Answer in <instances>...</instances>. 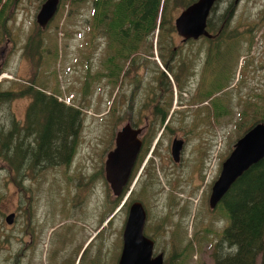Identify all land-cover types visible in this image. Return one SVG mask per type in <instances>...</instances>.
I'll return each mask as SVG.
<instances>
[{"label":"rangeland","instance_id":"obj_1","mask_svg":"<svg viewBox=\"0 0 264 264\" xmlns=\"http://www.w3.org/2000/svg\"><path fill=\"white\" fill-rule=\"evenodd\" d=\"M42 2L43 0H16L8 10L10 14L5 21L7 24L5 33H0L2 36L0 87L6 89L10 86V81L25 83L33 77L34 83L45 84H38L45 92L55 93L58 96L57 100L65 105L81 107L82 121L77 135L78 144L68 167L56 166L42 172V176L40 175L37 181L26 184L33 196L28 201L7 179L0 163V238L13 233L21 234L22 225L27 222L24 219L26 218L24 209L28 208L26 205L29 203L28 213L29 218L33 219V224L41 227V223L47 225L54 222L53 227L58 234L64 231L63 228L72 230L75 234V242L69 246L71 250L75 248V253L78 249L77 245L83 242L86 236L95 234L93 230L100 222L99 219L107 217L105 212L110 206L107 201L117 198L111 194L103 179L102 167L106 151L113 148V136L122 124L132 118L136 119L135 110L138 107L141 109L140 117L144 114L148 115L140 105L149 95L151 96L150 90L156 86V76L159 75L157 67L162 70L163 66L160 65L155 50L152 49L153 56L145 58L147 61L144 64H139L133 72H130L133 76L130 83L127 78L120 89L118 87L111 89L104 78L99 77V80H91L88 93H85L82 87L86 73V57L89 58L87 69L92 75L102 71L100 61L104 57V41L101 37L92 38L91 48L85 47L89 37L88 3L80 4L79 9L73 14L67 13L66 5L60 7L59 4L57 12L48 20V24L41 28L34 17ZM263 8L264 0L237 1L228 26L230 30L237 28L238 31L252 27L253 31L246 34V36L253 34L252 45L248 51L245 50V41L242 39L241 50L239 43L235 42L228 48L220 50V56L217 58L214 88L218 89L219 85H223L224 89L217 92L215 100L223 98V104L228 106L230 113L224 117H215L217 123L214 126L212 122H207V117L210 116L209 105L202 106L205 116L204 132L187 134V143L178 162L179 165L172 162L168 152L170 132L165 131L156 139L157 141L154 140L157 134H154L140 163L137 165L138 161L135 162L126 194L123 193L119 200V203H124L128 189L132 188V196L145 208L143 234L152 239L153 254L160 252L164 262L178 264V258L183 253L181 249L186 248L183 264H213L212 245L217 241L225 220L219 211L212 212L208 208L206 184L216 178L220 161L227 156L232 143L239 138L240 131L247 126L249 118L239 121V111L246 108V103L255 102L262 106L260 111L264 115ZM30 36L35 40L41 39L39 45L42 46L43 53L39 62L36 55L29 59L26 56L27 52L26 55L22 54L23 45ZM178 39L174 31L171 46L175 48V52L204 51L207 44L200 39L194 43L181 45ZM177 48L182 49L180 51ZM168 76L166 78L169 80ZM133 88L136 93L131 97L129 94ZM170 88L172 104L168 112L173 110L176 114L172 119L176 123L178 119L183 118V114L178 117L177 110H187L188 112L184 114L189 117L190 111L194 108L182 109L177 107L178 102L173 107V100L178 91L171 83ZM251 94H259L260 98L250 97ZM28 101L29 98H17L9 103L5 112H12L14 118L22 122ZM110 102L115 108L113 115L105 113ZM246 111L249 113L248 110ZM148 119H151V115H148ZM242 124L244 126L240 130ZM203 146L206 148L205 152L202 150ZM146 159L151 162L148 171L152 167L155 176V192L152 194L139 190L140 184L135 182L139 181L137 176ZM16 210L19 214L18 221L16 223L13 221L10 225L6 224L3 220L4 216ZM112 215L107 224L101 223L102 229L97 231L94 243L91 242L92 237L86 239V253L91 247L92 252L98 249L99 261H104L101 264H113L121 246L120 236L126 216L125 209L122 207L119 210L116 207ZM50 229L44 228L42 233L39 231L35 252H29L30 247L25 252L30 261L37 263L35 261L37 255L38 261L48 264V253L55 245L51 241L56 239V234H53L49 240ZM23 239L27 241L26 236ZM12 242L3 243L6 245V251L0 249V261L7 257L8 252L11 256L14 247L18 249L21 247L19 242L14 241L16 244ZM79 264H84L83 259Z\"/></svg>","mask_w":264,"mask_h":264},{"label":"trees","instance_id":"obj_2","mask_svg":"<svg viewBox=\"0 0 264 264\" xmlns=\"http://www.w3.org/2000/svg\"><path fill=\"white\" fill-rule=\"evenodd\" d=\"M15 1L0 0L1 34L5 33L7 26L5 21L10 14L8 10L14 5ZM192 1L59 0L60 7L66 5L67 13L69 14L76 12L80 4L88 3L90 11L87 18V29L89 32L88 42L86 43L88 46L85 45L87 49L93 46L92 40L95 37H101L104 41V57L100 61V68H102L100 73L89 74L87 69L89 58L85 56L86 73L84 74V85L82 87L85 93L91 80H99V77L100 79L104 78L111 89L114 87L120 89L127 78L130 83L133 79L130 72H133V69L137 68L139 64H144L147 61L145 58L153 56L152 49L155 50V56L160 61V65L163 66L162 70L157 67L159 75L156 78L158 79L159 76L165 78L166 85L164 84L163 86L161 82H158L151 89V93L155 96V106L150 112V115H152L151 120L154 119V122L150 127L149 134L142 137V154L138 157V162L136 161L137 165L142 160L144 152L148 149L154 133L161 128V124L168 116L172 91L170 90V82L166 78V74H171L173 78H176L179 66H164L163 64L169 61L163 56L174 54L175 49L171 46V39L174 36L173 19L179 10L185 8ZM223 2L227 6L223 10H219ZM233 6V0H215L208 14L206 27L209 33L212 32L213 37L210 40L202 39L207 43L205 50L214 53L216 65L220 50L228 48L235 42L239 43L241 50L243 46L241 44L242 39L245 41V50L248 51L252 45L253 34L246 36L247 33L253 31L252 27L244 31H238L237 28L230 30L228 26L230 25V11ZM173 10L175 11L173 12ZM220 12L222 14H219ZM1 34L0 39L2 37ZM33 38L32 36L28 37L23 45L22 54L26 55L25 52H27L26 56L29 59L34 58V55H36V59L39 62L43 53L41 50L43 48L39 45L41 39L35 40ZM33 80L34 78L32 77L25 83L10 81L8 88L2 89L0 87L1 169L6 172L5 176L7 179L14 184V187L18 189L19 193L27 201L33 197L30 194L29 187L26 186L28 182L37 181L42 172L56 168V166L65 168L69 166L75 147L78 144L77 135L80 132V123L82 121L81 107L65 105L62 101L57 100L58 96L55 93H47L38 86V84L45 85L43 82L34 83ZM223 89L224 86L219 85L216 91ZM135 93L133 88L130 90L129 96L133 97ZM22 97L29 98V101L26 105L22 122H20L14 118L12 112H5V108L11 101ZM250 97L259 99L260 95L251 94ZM161 102L166 105L163 107ZM223 102V98H219L214 99L210 103L209 113L211 117H224L230 113L228 106L223 104ZM261 107L255 102H250L246 103V108L239 111V121H243L246 117L249 118L247 126L242 130L241 128L244 124L240 127V133H243L256 122H264V115L260 111ZM114 111V105H111L110 102L105 113L113 115ZM169 119L172 120V116L167 118V120ZM236 126L239 128L238 124ZM150 163L148 159L145 160L141 169L142 174L140 175V171L137 176L139 181H135L140 184L139 190L148 194L155 192V176L152 167L148 171ZM132 175L133 171L130 175V180ZM127 187L128 184L122 189L123 191L119 197L107 201V203H110L109 208L105 212L107 217L102 220L101 218L99 219L100 222L96 226L99 230L96 227L94 228L95 234L92 236L91 242L93 241L94 243L97 238V231L102 229L101 223L108 218L105 221V224H107L112 218V212L119 206V200L126 194ZM130 193L132 192L130 191ZM28 196L30 197L28 198ZM124 200V203L121 202L119 210L122 207L125 209L127 206V195ZM26 207H30L29 203H27ZM211 211H219L221 217L225 220V225L221 228L217 241L212 245L211 259L213 264H264V157L243 171L241 176L230 184L229 189L222 195ZM53 223L43 227L50 229ZM44 228L41 227L39 231L42 233ZM32 230L34 231L33 227ZM63 230L65 232V230L71 229L63 228ZM50 237L51 234H49ZM87 238L88 236L84 238L82 243ZM12 239V234L10 236H2L0 238V249L5 250L6 245H3V243L11 244ZM86 247L82 250L80 257H78L77 264H79L81 259L85 261L90 254L92 255L90 258L92 264H99L100 254L98 249L92 252L91 247L88 251V253L90 251L91 253L88 254L86 253ZM185 250L186 248L181 249L183 253L178 258V264L184 263ZM6 254L7 257L1 259L0 264H11L9 252ZM78 254L77 251L74 253L73 262Z\"/></svg>","mask_w":264,"mask_h":264},{"label":"water","instance_id":"obj_3","mask_svg":"<svg viewBox=\"0 0 264 264\" xmlns=\"http://www.w3.org/2000/svg\"><path fill=\"white\" fill-rule=\"evenodd\" d=\"M214 3L215 0H194L186 5L173 19L175 34L182 41L196 39L198 36L209 38L210 34L205 25L209 10ZM58 5L59 0H43L34 17L38 26L43 28L48 24V20L57 12ZM141 129L125 122L117 128L113 136V148L105 153L102 165L103 179L114 197H119L123 191L122 188L126 185L138 157L142 144L139 138ZM181 145V139L171 141L169 151L173 163L179 159ZM262 157H264V122H256L239 135V138L232 143L227 156L220 161L216 178L209 186L206 198L208 208L213 209L229 189L230 184ZM125 215L119 255L114 264H169L163 261L160 252L153 254V241L143 234L146 214L141 202L131 201ZM3 220L10 225L13 222V213L6 214Z\"/></svg>","mask_w":264,"mask_h":264},{"label":"flooded vegetation","instance_id":"obj_4","mask_svg":"<svg viewBox=\"0 0 264 264\" xmlns=\"http://www.w3.org/2000/svg\"><path fill=\"white\" fill-rule=\"evenodd\" d=\"M236 3L237 2H233L234 6L230 11L231 17H232V12L234 10ZM220 6H221V8L220 9L218 8V9L223 10L227 6V4L224 3L223 5L221 4ZM209 12H210V10H209ZM221 12L219 14H222ZM216 13H217V11H216ZM231 17H230V19H231ZM207 19H208V17H207ZM205 27H206V25H205ZM206 29H207V27H206ZM209 34H210L209 38H206L203 36H198V38H196V39H186V41H182L181 38L178 36L179 37L178 41L180 42L181 45L182 44L185 45L187 43H194V42H196L202 38H206V39L210 40V38L213 37V34H212V32ZM206 46H207V44H206ZM181 49L182 48H177V50H180V51H181ZM163 58L168 59V61H169V62H166L165 64H163L164 66H167V67H172L175 65L179 66L178 75L176 77L177 80H176V78H173V76L171 74H166V77H167V75H169L168 76L170 78L169 82L171 83L173 88L174 87L177 88V91H178V94L176 93L177 97L175 96V98L173 100V102H174L173 107H175L176 103L178 102L179 105H177V107H180L182 109H187L189 107L194 108L193 110L190 111L191 115H189V117L185 116V114H184V112L185 113L188 112L187 110L186 111L185 110H177L176 112L179 114L178 117L180 116V114H183V118L178 119L176 121V123H174V120H170V119L167 120V118L169 116H172V119H173V115H176L173 112V110H170L168 112L167 118L161 124V126H160L161 128H159L154 133L155 135L157 134L156 139H158L161 136V134L165 133V131L170 132L169 137H171L170 138L171 140H170L169 145H168L169 154H170L169 148H170L171 141L173 139H181L182 140V145H181V148L179 150L180 151L179 159L177 162H174V164L179 165L178 162L181 159V154L183 153L184 147L186 146V143H187V134H189L190 132H193L192 134H194V133L202 134L204 132L205 116H204V113L202 111V106L203 105H207V106L210 105V103L213 102V100L215 98H217V91H216V88H214V82L216 80V76H215L216 59H215V55L212 51L208 52L206 50H204V51L199 50V52L194 51L192 53L191 52H186V53L174 52V54L164 55ZM158 82H161V85H163V86H164V84L166 85L165 78H162L161 76H159L158 79L156 80V85L158 84ZM134 88L137 89V86L134 85ZM170 90H171V88H170ZM192 90L194 92L190 93V91H192ZM150 94H151V96L149 95L145 100H143V102L140 105L141 108H144L145 111H147L148 115H150L152 108H154V106H155V103H154V97L155 96L152 93H150ZM183 96H184V98H183ZM161 103H162L163 107L166 105L163 102H161ZM139 108L140 107H138V109L135 110V113H137L136 119L133 120V118H132V120H128L127 123H129L130 126H132V127L142 128L141 133H140V137H139L140 140H142V137H144L145 135L147 136L149 134V130L151 129L150 127L153 124L154 119L151 120L152 115H151V119H148V115H145V114L142 115V117H140L139 114H140L141 109H139ZM194 112H195V114H194ZM214 117L215 116H213V117L208 116L207 122H209V123L212 122L213 125L216 126L215 123H217V121L215 120ZM140 120H142L141 123H140ZM138 123H140V125H137ZM142 148H143V140H142L141 148L138 152L139 153L138 157L141 154ZM205 149L206 148L203 146L202 147L203 152L206 151ZM138 157H137V159H138ZM137 159H136V161H137ZM133 168H132V170H133ZM196 168H197V165H196ZM132 170L130 172V175L132 173ZM129 180H130V176H129V179H128L126 185L129 183ZM211 182L208 181L206 184L208 192H209V188H210L209 186H210ZM128 190L129 191L127 193V206L125 207V212H126L128 206L131 204V201L136 200V198H134L132 196V193H130V191L131 192L133 191L132 188H130ZM143 209L145 211L144 207H143ZM210 210H212V209H210ZM24 211L26 212V218L24 217V219H26L27 222L22 225L23 226L22 231H21L22 235L19 236L18 235L19 233L18 234H16V233L12 234V237H13L12 243H14V241L17 243L19 242L21 244V247H19V249L17 247H14L15 249H14L13 253L11 252L10 263L11 264H40V263L43 264L42 263L43 261H41V260L38 261L37 255L35 256V258H36L35 261L37 263H35L34 261H30L29 256H27L25 252H27V249H29V247H30L29 252H31V253L35 252V250H36L35 246L38 244L36 242V239H38V237H39L38 228H41V227L44 228L43 226L45 224L41 223V227H40V225H35V223L33 224L32 217L29 218V215H30L28 213L29 208L24 209ZM12 213H13V221H15V223H16L18 221V219H17V217L19 215L18 211L17 210L15 212L12 211ZM46 219L47 218H45L44 221H46ZM12 223L13 222H11V224ZM45 226H47V225H45ZM32 227H33L35 232L32 230ZM54 228L55 227L50 229L51 233H49V234H51V236L53 234H56V239L51 241L52 243H55V245L53 246L51 251H49V253H48V258H47L48 264H73V263L76 264L78 261V257H80V255L82 254L81 252H82V250H84L85 244L87 243V241L85 240L84 243H82V241H81L80 244L77 245L78 249L76 251L79 254L73 262V256H74L75 248H73L71 250L69 245L72 246V244L75 242V239H74L75 234L72 232V230H68V231L65 230V232L62 231L59 234H58V232L53 233V232H55ZM24 236L27 237V241H24V239H23ZM90 237H92V236L90 235L88 238H90ZM48 238H49V235H48ZM49 240H50V238H49ZM14 244H16V243H14ZM89 253H91V252H89ZM91 256L92 255L90 254L89 256L86 257L84 264H92V262L90 261ZM44 258H45V256L42 258V260H44ZM101 262H104V261H99V264H101Z\"/></svg>","mask_w":264,"mask_h":264}]
</instances>
